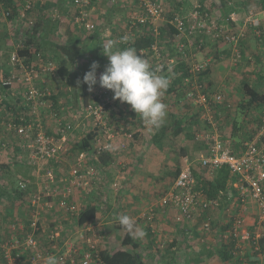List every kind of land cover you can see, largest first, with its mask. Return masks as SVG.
I'll return each mask as SVG.
<instances>
[{
	"label": "built area",
	"instance_id": "obj_1",
	"mask_svg": "<svg viewBox=\"0 0 264 264\" xmlns=\"http://www.w3.org/2000/svg\"><path fill=\"white\" fill-rule=\"evenodd\" d=\"M26 1L29 8L34 0ZM13 4H16V0H13ZM91 5L92 0L74 1V6L79 11L73 20L86 32H94L97 29L90 18ZM201 9L202 6L196 4L188 15H176L171 18L169 9L161 2L140 0L137 11L131 17V26L137 24L145 28L152 25L155 34L159 35L163 24L169 23L174 25L189 43L195 36L203 38L204 34L215 39L222 37L232 47L233 53L238 54L236 45L244 36L243 29L235 34L234 30H220L216 25L207 26V16H203ZM10 14L5 0H0V18L7 20ZM21 19H28L25 12L21 14ZM252 21L250 19V22ZM132 27L128 31L125 30L123 36L118 38V43L125 44L132 39ZM124 37L128 39L124 40ZM180 44V50L184 54L187 45ZM22 49L23 43L17 40L10 56L9 77L4 80L3 85L11 88L12 95L15 96L14 101L20 99L18 102L24 106L25 111L21 114L26 117H19L21 123H17L15 115L3 113L4 115H0V128L3 127L2 130L8 134L14 131L15 136L20 138L21 148L29 154L27 165L35 166L39 170V187L28 197L29 218H16L9 226L7 238L0 236V264H45L48 256H55L58 264H104L101 259V247L105 246L102 229L98 222L84 226L78 224L79 215L85 207L78 202V195L93 197L101 191L100 189L105 190L104 192L107 188L111 190V187L118 189V184H107L102 171L89 163L91 158H88L86 153H81L67 174L68 185L63 192L60 193L53 187L57 183L56 172L49 165L51 162H59L69 153L67 140L74 127L72 122L64 120L54 105L47 100L53 92L45 77L56 76L57 65L43 56L27 63L26 58L20 56L19 51ZM150 51L154 70L158 68L159 74H163L166 59L159 46V39ZM239 59L237 56L233 61ZM209 62H193L190 73L206 70ZM185 82L189 85L185 90L186 101L196 108L200 122L207 124L205 129L197 133L195 139L200 145H204L206 155L200 160H190L188 157L183 159V167L172 190L160 199V210L170 211L172 220L178 225L195 223L203 212H219L223 196L214 199L205 196L204 191L197 186L195 165L199 164L208 172L209 177L220 168L228 167L235 180L229 183V192L226 195L229 204L226 205L223 225H231L227 229L226 239L229 243L233 242L232 254L239 257L242 264L250 263L247 259L250 253L256 254L264 264V253L260 245V240L264 237V143L259 145L258 136L254 140L244 142L241 151L234 150L230 142L223 141L212 111L214 103L223 101V95L205 93V86L196 78H188ZM40 84L44 85V88ZM16 85L20 86L17 90H22L20 98L15 94ZM93 92L92 101L84 108L81 118L91 129L98 128L102 131L95 139L98 153L93 158L98 161V154L110 151L118 136L110 126V112L125 107L134 113L135 111L129 104L114 99L111 90L98 87ZM17 95L19 96L18 93ZM162 101L166 104L164 98ZM71 116L73 122L80 120L78 114ZM136 116L141 119L139 115ZM49 122L54 124L52 129L56 136L47 133ZM263 133L264 129L261 131V134ZM125 137L132 139L133 134H125ZM28 183L21 181L20 187L28 189ZM249 205L254 206L255 217L250 214ZM156 210L153 207L147 212L145 218L149 222L157 217ZM250 216H253L254 232L249 228ZM212 222V217L209 216L208 220L202 221L201 230L210 231Z\"/></svg>",
	"mask_w": 264,
	"mask_h": 264
},
{
	"label": "crops",
	"instance_id": "obj_2",
	"mask_svg": "<svg viewBox=\"0 0 264 264\" xmlns=\"http://www.w3.org/2000/svg\"><path fill=\"white\" fill-rule=\"evenodd\" d=\"M36 1L40 3V6H48V8H44L43 10L45 13H52V11H54L55 17L57 16L65 19L67 16L66 10H70L66 0L62 5H65L63 8L62 6L61 8L57 7L59 4L58 2H61L60 0ZM138 1L139 0H95V2H93V6L90 10V18L97 25V32L94 33L96 37L85 39L88 43L86 41L83 42L82 46L85 47L86 50L84 56L85 60L83 59L84 63L89 61V63L99 62L106 66L108 65L109 60L107 56L103 54L102 46L110 40L117 43L119 33L123 32V30L120 29L115 34V32L109 31L108 29H112V26H118V28L124 27L128 18L127 15L137 11ZM165 2L167 3L166 5H168L170 13L172 10L180 13L191 12L196 4L207 6L212 13L211 16H207V18H211L208 19L211 20L210 23L214 22L223 26L225 22L228 23V20H232L234 25L238 27H244L249 23V13L253 12L252 10L256 7L254 0H165ZM247 3L251 11L246 9ZM133 8L136 10H133ZM70 12L74 14V10ZM254 13H256L255 22L261 23L264 29V11H254ZM64 15L66 16L64 17ZM11 24L12 23L0 19V37H5L6 34H12V38L10 39V41H12L15 34ZM74 38L77 39L79 37L77 36ZM6 40L10 42L9 38ZM196 40L197 38L195 37L191 39L186 56L190 59V64L199 62L202 59L211 62L210 72L212 79L215 81L213 86L216 88L214 92L210 91L211 94H222L225 100L230 97L237 100L239 97V93L237 92L239 84L244 78L257 80L258 86L264 91V41L260 48L255 49V44L252 40H247L248 42L242 45V49L245 51L244 63L239 64V66H234L231 61V56L233 54L231 46L216 43L206 38L204 35L203 41H200V43ZM98 45L100 46L97 49ZM258 50L261 59L258 58L259 55H256ZM4 51V46L0 47V75L6 71V69L10 70V61L7 60L8 63L6 64L2 59ZM91 53L93 54L90 55ZM91 56L93 60H88V57ZM144 59L151 65L149 58L145 57ZM170 59L169 70H172L176 64V60L173 57ZM101 66L103 65H100V67ZM106 66L103 67V70L99 69L98 71L97 69L96 73L101 75L105 71ZM81 68L82 63H79V65L73 69L72 76L74 71L77 69L80 71ZM260 73H262V76H259ZM97 80H99V76H97ZM170 85L172 86V82H170ZM98 87H100L99 83L94 86V89ZM18 94L19 96L17 95V97L20 98L22 96V90H19ZM164 96L166 98L164 99L167 105V117L164 124L158 130L147 128L143 121L127 107H125V109L121 108L117 111H112L113 113L111 112L110 123L113 130L118 133V136L113 141L110 149L113 162L106 170L102 171V173L104 174L106 183L111 184L110 186L118 184V189H113L111 187V190L107 188L106 192L100 189V194L93 197L98 201V206L100 208L98 219H101L103 222L101 224L98 220V223L103 232L102 236L105 247L106 249L112 250L113 247L117 246L115 243L121 246L122 239L120 238L122 236L121 232L123 231L119 230L117 227L120 225L118 217L121 215H128L134 221L135 230L138 229L144 233L138 240L142 241L144 249L143 254L147 264H224L220 261L218 256L222 244V232L220 226L215 224V220H212L214 222H212V226L215 224L218 226V229L220 228V233H216L215 238L221 240V244L213 247L211 242L208 241L209 237H206L207 239L205 242L203 234H198V224H175L172 220L173 216L170 211L168 212L167 210L164 212L160 210V199L172 190L179 175L175 176V172H180L183 167V158H181L182 153H191L194 158L198 160L206 155L205 147H203L204 145H200V143L195 140L197 133L203 130V123L200 122L199 119L196 122L195 119V116L199 115L197 114L196 108L189 104L186 98L182 99V97L180 98V96L177 95L168 96L167 92H165ZM60 103L63 107L62 100H60ZM64 111H66L65 108L60 112L61 116L64 114ZM49 123L51 124V122ZM125 134H133V138L129 139L125 137ZM77 136L78 133L72 136L75 138V141L78 138ZM193 137L195 138L193 139ZM7 139H11V136L8 132L1 129L0 144L3 158L13 160V154L11 155V153L3 150V147L14 145V139L11 144ZM231 141L233 146L234 140ZM21 152H23L22 149ZM171 156L176 159L179 158V163H173L174 161L172 162V159H170ZM69 164V162H66V159H60L59 162L50 163L49 167L56 172L58 184L65 183L64 177L72 167L71 165L69 166ZM18 168H24V172L26 169L30 168L29 173L33 177L31 178V182L35 188L39 187V170L37 167L23 165ZM196 170L200 174L203 172L206 174V170L202 169L199 164L195 165V171ZM76 198L77 197L74 196V199L78 201ZM78 202L82 203L81 201ZM85 203H82L83 206H85ZM153 207L157 209V217L154 221L149 222L145 216L149 209ZM254 209V206L250 205V214L254 213ZM10 210L11 209L4 204V202L0 201V214L4 218L3 223L5 229L6 226L7 228L10 226L15 218L26 220L28 216L26 210H19L18 208L12 209L11 216L9 213ZM215 215L216 220L219 222L218 224L223 226V213L217 212ZM253 216L255 217V214H253ZM253 216L249 217L251 224L253 223ZM108 238L109 241L106 240ZM204 242L206 244H202Z\"/></svg>",
	"mask_w": 264,
	"mask_h": 264
},
{
	"label": "trees",
	"instance_id": "obj_3",
	"mask_svg": "<svg viewBox=\"0 0 264 264\" xmlns=\"http://www.w3.org/2000/svg\"><path fill=\"white\" fill-rule=\"evenodd\" d=\"M61 2H58V6L60 7L64 4L65 0H60ZM68 2V7L70 10H66V14H68V11L74 10L73 18L75 14L78 13V9L74 6L75 0H66ZM156 2H161L165 5L166 9L168 8L167 3L165 0H152ZM246 1V0H243ZM95 0H92V5ZM255 6L253 12L249 13V23L245 25L244 27H238L235 26L232 20H228V23L225 22L222 26L218 23H210L211 18H206L205 23L207 26L216 25L219 27L220 30H234L235 34H237L239 31L243 29L244 36L241 37L237 43V49L238 54L233 53L232 54V61L234 57L239 56L240 59L238 61H233L234 66H239L238 64H243L245 60V51L242 49V45H244L249 40H252V42L255 44V49L260 48L261 44H263L264 41V29L261 23H254L256 21V13L254 11H264V0H254ZM5 4L10 9V16L8 17L6 22L12 23L11 26H13L14 30V38L12 41L10 39L12 38L11 35H7L4 37H0V47H2L4 44L5 51L3 53L4 59H7L10 61L11 53L14 50V45L17 42V40H20L23 43L24 49L20 50V56L23 58H26L27 63L32 62L38 56H43L44 58L50 60L51 62L55 63L57 65V70L55 72L56 76H53V78H56L58 82L62 83L64 86H67L68 84H71L72 82L75 83V90L73 89L71 91L66 90L65 92L60 91L59 89L56 91L53 88L51 89L53 94L51 97L47 98L48 102H51L54 105L55 110L60 114L63 107L60 103V100L66 99L65 101L68 103L69 98H74L75 102L80 105V107L74 106L73 110H76V113L80 115V120H78L77 128H75V124L70 119H67L62 115L65 119L69 122H72L74 129L68 136L67 140V146H69L70 151L64 157L62 160L66 159V162H69V166L74 165L76 162L78 156L81 153H86L88 155V158H91L90 164L94 165L97 169L104 171L106 170L111 163L113 162V157L110 151L101 152L98 154L97 158L98 161L94 160V156L97 155V147L95 144V139L99 134H102V131L98 128L91 129L88 125V123L81 118L82 114L84 113V108L92 101L93 91L89 90L88 85L83 82L85 74L91 70V63L88 62V67L84 66V56H85V47H83V42H85L87 39L86 37L93 32H86L85 29L79 27L78 24H76L73 20V23H70L67 21V17L65 19L60 17H55L54 13L51 12H44V8H48V6H40V3H38L36 0L32 2V4L27 8V1L26 0H16V4H13V0H5ZM140 4V0L138 1V5ZM226 4V3H224ZM67 5V3H66ZM71 6V7H70ZM202 6L201 13L203 16H211V11L207 6ZM65 7L62 6V8ZM246 9L249 11L250 7L247 3ZM251 11V10H250ZM25 12L28 19L23 20L21 19V14ZM190 12L180 13L178 11H171L170 15L171 18H173L176 15L179 16H186ZM66 15H64L65 17ZM208 16V17H209ZM127 21H126V27L123 30L122 34L125 32V30H129L131 26V13L127 15ZM2 19V18H0ZM250 19L253 21L250 22ZM97 26V25H96ZM131 26V27H130ZM188 26V25H187ZM62 29H65L64 32H62ZM131 37L132 39L123 43H116V47L114 50H123L128 47H134L137 50V53L142 56L143 58L147 57L150 59L151 62V68L154 70V60L151 58V51L150 48L152 45L159 39V46L163 50V55L165 56V67L163 69V75L169 76L170 82H172V86L170 85L167 89V95L173 96L177 95L182 97V99L186 98L185 90L189 88V85L186 84V79L191 78L192 80H196L203 84L204 92L210 93V91L214 92L216 88L213 86L215 81L212 79L211 72H210V65L211 62H209V66L206 70H203L202 72L191 74L190 73V59L186 56L187 51L190 47V43L186 38L183 37L181 32L174 26L169 23L163 24L161 29H159V35L155 34L154 28L152 25H148L145 28L140 25H134L132 27ZM94 32H97L95 30ZM11 36V37H10ZM79 38H74V37ZM204 36L216 43H221L228 45L226 43V40L224 38H212V36L204 34ZM96 37V36H95ZM9 38L8 42L6 39ZM197 42L200 43V41H203V38L197 37ZM248 40V41H247ZM87 42V41H86ZM186 44L187 47L184 51V54L180 50L181 44ZM195 43V44H198ZM229 46V45H228ZM203 48V46H202ZM201 49V48H200ZM233 50V49H232ZM259 55V59H261L259 50L256 54ZM175 58V66L172 70H169V63L171 61L170 58ZM84 59V60H83ZM83 60V61H82ZM79 63H82L81 72H79L75 77L73 73V69L79 65ZM10 70L4 71L0 76V113L6 114V112L11 113L15 115V120L17 123H21L19 121V117L25 116L21 113L25 112L23 109V105L17 101H14L15 96L12 95L13 91L11 88L5 87L4 80L9 77ZM97 74V73H96ZM194 75L196 77L194 78ZM80 76V78H78ZM97 76H100L97 74ZM259 76H262V73L259 74ZM52 77V76H51ZM174 78V79H173ZM173 79V80H172ZM72 81V82H71ZM71 82V83H70ZM77 84V86H76ZM41 87L44 88V85L40 84ZM80 86V87H79ZM16 91L18 93L19 87L18 85L15 86ZM239 93V97L236 100L235 98H228L225 100L223 96V101L219 103L213 104V113L214 116L217 118V126L220 128V123L222 120V117H224V123L225 126H228L230 131V138L234 140V145L232 148L234 150H242L243 149V143L246 141L254 140L259 136V145L264 143V133L261 134V131L264 129V91L258 86V81L255 79H247L244 78L241 83L239 84V89L237 91ZM15 93V92H14ZM17 93L16 96H17ZM211 94V93H210ZM183 95V96H181ZM10 97V98H9ZM165 98V96H163ZM166 99V98H165ZM235 106V108L232 109V106ZM80 108V109H79ZM61 110V111H60ZM72 110V109H71ZM113 113V112H112ZM217 113V114H216ZM3 114V115H4ZM27 114V113H25ZM224 114V116L221 117V115ZM136 115V114H135ZM8 116V115H7ZM26 117V116H25ZM110 121H111V112H110ZM196 122L199 119V115L195 116ZM207 124L203 123V128L206 127ZM111 126V123H110ZM222 127V126H221ZM53 127L49 123V125L46 127L47 133L51 136H56L55 132L52 129ZM193 128V126H192ZM3 129L0 128V130ZM82 129V130H81ZM205 129V128H204ZM80 130V132H79ZM223 130V129H222ZM82 131V132H81ZM180 132V131H179ZM182 132V131H181ZM78 133V138L75 141V138L72 136L74 134ZM82 133V134H81ZM9 135L11 136V139H7V141L11 144L12 140L14 139V145L9 147H3V150L11 153L13 156V160H9V158H3L2 151H1V144H0V201L4 202L11 210H14L15 208H18L19 210H26L27 215L29 211V201L28 197L33 190H36L34 185L32 184L31 178L32 175L29 173V169H26L24 172V168H18L23 165H27L29 163V160L27 159L28 152L26 150H23L21 148V141L20 138L15 136L14 131L9 132ZM192 137V136H191ZM195 137H193L194 139ZM21 149L23 152H21ZM19 156H22V159H19ZM181 156V153H180ZM188 157L190 160H194V156L191 153H182L181 158ZM17 160H16V159ZM9 160V161H8ZM17 167V168H16ZM33 167V166H31ZM179 169V168H178ZM180 172L176 171L175 176H177ZM199 173L197 170L195 171V177L196 180H198V188L202 189L205 193V196L208 199H214L218 198L220 196H223V203L222 208H220L219 212L223 213V216L225 218V209L226 205L229 204L228 200L226 199V195L229 192V183L231 181L235 180V176L230 172L228 167H222L217 172H215L211 177L208 176V172L206 174ZM56 175V174H55ZM22 176V177H21ZM203 177V178H200ZM57 178V176H56ZM65 183H56L53 187L57 188L60 193L63 192L64 188L68 185L67 184V175L64 177ZM21 181H28V189H23L20 187ZM58 181V178H57ZM98 194H100L98 192ZM97 194V195H98ZM96 195V196H97ZM95 197V196H93ZM90 198L85 207L82 208V212L79 215L78 218V224L80 226H84L86 224H94L98 222V216L100 208L98 206V201L93 198ZM225 201V202H224ZM240 203V202H239ZM217 212L209 211V212H203L202 216L199 218L200 223L196 221L195 223L198 225L200 224V227H202V221L208 220L209 216L212 217V220H215V224L219 225L221 228V238H222V244L221 249L218 252V256L221 262L224 264H242V262L239 260V257H236L232 254L233 250V242L229 243L228 239H226L227 229L230 228L231 225L222 226L221 224H218L219 222L216 220V214ZM215 215V216H214ZM12 216V215H11ZM215 217V218H214ZM13 218V217H12ZM29 218V216H27ZM4 218L0 214V236L6 237L9 235L8 232H10L9 227L6 229L4 227L3 223ZM13 220V219H12ZM16 220V218H15ZM14 221V220H13ZM12 221V222H13ZM215 224H213L211 232L220 233V228L218 229ZM197 225V227H198ZM9 226V225H8ZM119 230L123 231L121 232V238L122 244L120 249L116 250H110L106 249V247H101V259L104 264H147L145 260V256L143 254V244L141 240H138L139 237H134L129 230L126 228H123L121 225L117 226ZM249 228L252 232H254L253 223L249 221ZM135 231V229H134ZM210 231L203 230V236L207 237L208 234H210ZM103 234V232H102ZM254 236V235H253ZM260 245L262 248V252L264 253V237L260 240ZM2 250L0 249V254ZM249 259V264H262L261 260L256 256V254L250 253L247 257Z\"/></svg>",
	"mask_w": 264,
	"mask_h": 264
},
{
	"label": "clouds",
	"instance_id": "obj_4",
	"mask_svg": "<svg viewBox=\"0 0 264 264\" xmlns=\"http://www.w3.org/2000/svg\"><path fill=\"white\" fill-rule=\"evenodd\" d=\"M115 47L116 42L111 40L102 46L103 54L107 56L109 63L99 80L96 74L99 64L93 62L83 82L88 85L90 91L97 83L100 87L111 90L114 93L113 98L129 104L147 128L158 130L167 117V105L162 101V97L170 86L171 78L159 74L158 68L153 70L134 47L113 50ZM118 222L134 237L144 235L138 229L134 231L135 224L130 216L121 215ZM45 264H58L57 258L48 256Z\"/></svg>",
	"mask_w": 264,
	"mask_h": 264
},
{
	"label": "rangeland",
	"instance_id": "obj_5",
	"mask_svg": "<svg viewBox=\"0 0 264 264\" xmlns=\"http://www.w3.org/2000/svg\"><path fill=\"white\" fill-rule=\"evenodd\" d=\"M73 10V9H72ZM133 10H136L135 8H133ZM133 10H131V11H133ZM54 13V11H52V14ZM75 13V12H74ZM72 12H70V11H68V14H67V21H69L70 23H73V20H72ZM135 13H133V14H131V17L134 15ZM108 27H111V26H108ZM113 28L112 29H108L109 31H112V32H115V34L118 32V30H124L125 29V27H126V25H124V27H120V28H118V26L116 27H114V26H112ZM115 30V31H114ZM65 31V29H62V32H64ZM95 32H93V33H90L86 38H93V37H95V34H94ZM121 36H123V34H122V32L121 33H119V37H121ZM97 39V38H96ZM88 43V42H87ZM220 44V43H219ZM3 46H4V44H2ZM101 45H102V43H101ZM99 46L100 45H98L97 46V49L99 48ZM100 50V49H99ZM99 50H97V51H99ZM103 50V49H102ZM2 51V50H1ZM101 51V50H100ZM94 53V52H93ZM93 53H91L90 55H92ZM232 57V56H231ZM2 59H3V62L4 63H8L7 62V59H4V57H2ZM105 59V58H104ZM88 60H93L92 59V56L91 57H88ZM207 61H209V60H201V61H199V62H207ZM231 61H232V58H231ZM231 61H230V63H231ZM87 62V61H86ZM85 62V64H84V66L85 67H88V62L86 63ZM233 62V61H232ZM242 62H244V61H242ZM98 64H99V67H98V71H99V69H101V70H103V67L104 66H106L105 64H102V63H99L98 62ZM100 65H103V66H101L100 67ZM239 65V64H238ZM83 66V65H82ZM10 67V70H11V66H9ZM77 72V73H76ZM79 72H81V71H78V69L76 70V71H74V76L75 75H77ZM46 78V80H47V82H49V86L51 87V89L53 88L54 90H60V91H63V92H65L66 90H68V91H71L72 89H73V91L75 90V83L74 82H70L71 84H68L67 86H64L62 83H60V82H58L57 81V79L56 78H53V76L51 77L50 75L49 76H46L45 77ZM78 78H80V76H78ZM76 86H77V84H76ZM80 87V86H79ZM66 99H63L62 100V103H63V108H65L66 109V111H64V117L65 118H67V119H70L71 121H73L74 119L72 118V114H77L76 113V110H73V109H76V108H74V106H76V107H80V105L78 104V102L76 103L75 102V100H74V98L72 99V98H69L68 100H69V102L67 103L66 101H65ZM232 106V105H231ZM230 105H229V107H231ZM233 108H235V106L233 105L232 106V109ZM72 109V110H71ZM80 109V108H79ZM217 114V113H216ZM78 116H79V114H78ZM222 116H224V114H222L221 115V117ZM215 118H217V116L215 117ZM222 120L224 121L225 119H224V117H222ZM223 121H221V123H220V128H221V130L219 129V127H218V129H219V131H220V134H221V136H222V139H223V141L224 142H230L231 144H232V139L230 138V131H229V128H228V126H225V123L223 122ZM74 124H75V128H77V125H78V121H76V122H74ZM51 125H52V123H51ZM54 125V124H53ZM52 125V126H53ZM222 126V127H221ZM223 129V130H222ZM230 138V139H229ZM189 154V153H188ZM178 155V154H177ZM170 159H172V162L173 163H176V164H178L179 163V158H175V157H170ZM170 162H171V160H170ZM79 196V201H81L82 203L84 202H87L90 198H88V197H86V196H84V195H78ZM249 207H250V205H249ZM225 219V218H224ZM102 220L101 219H99V223H101L102 224ZM198 223H200V220L198 221ZM197 223V224H198ZM214 223V222H213ZM197 229H198V234H203V231L201 230L200 231V224L198 225V227H197ZM216 233L215 232H211L210 231V234H208L207 235V238L209 237V240L208 241H210L211 242V244H212V246L213 247H215L216 245H218V244H221L220 242H221V240H217L215 237H216V235H215ZM226 237V236H225ZM203 238L205 239V242H206V237H204L203 236ZM107 241H109V238L108 239H106ZM114 240V239H113ZM202 243V244H206V243ZM117 246H115V247H113L112 248V250L114 249H120V247L121 246H118V244L117 243H115Z\"/></svg>",
	"mask_w": 264,
	"mask_h": 264
}]
</instances>
